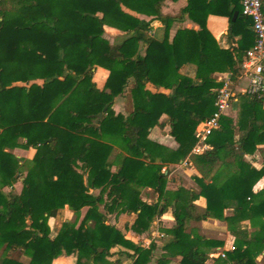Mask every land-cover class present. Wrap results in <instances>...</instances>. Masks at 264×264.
<instances>
[{
	"label": "trees",
	"instance_id": "1",
	"mask_svg": "<svg viewBox=\"0 0 264 264\" xmlns=\"http://www.w3.org/2000/svg\"><path fill=\"white\" fill-rule=\"evenodd\" d=\"M163 1L0 0V247L7 253H23L28 264H52L63 254H78L77 264H102L114 255L149 264L155 246L145 250L126 239L107 223L100 207L111 211L122 206L137 214L132 225L137 233L147 231L172 207L176 224L168 231L172 239L159 264L177 257L178 264H207L209 254L201 246L222 244L193 239L187 226L210 218L229 224L251 221L258 230L225 255L231 264H258L264 253V184L260 191L255 186L264 183V163L258 170L245 157L264 144L262 101L240 94L239 139L234 120L223 116L220 129L207 141L209 149L191 155L197 127L215 111L214 90L222 86L215 76L230 72L236 80L237 65L254 45L252 22L242 16V0L239 10L224 0H188L183 16L198 29H180L170 40L176 19L161 14ZM123 6L161 20L164 39L149 35L150 22L126 13ZM26 9L41 15L23 16ZM209 15L226 16L230 36L242 33V40L222 48L207 28ZM105 26L129 36L114 45L105 36ZM96 67L110 72L103 89L93 81ZM148 84L169 93H153ZM127 89L132 109L125 117L113 106ZM163 115L179 144L177 151L149 140L151 129L165 126ZM20 139L25 148L36 150L26 177L21 161L9 150ZM115 147L126 156L113 172L109 158ZM189 156L202 176L195 178L200 191H167L163 164H178ZM220 163L231 174L223 183L216 176L206 182ZM19 180L23 189L17 194L13 189ZM5 188L10 191L5 193ZM143 188H151L158 200L144 201L138 191ZM199 197L207 200L203 213L194 205ZM66 206L77 217L84 208L88 211L80 225L66 222L51 238L49 219ZM229 208L234 217L225 218ZM0 264L24 263L5 256Z\"/></svg>",
	"mask_w": 264,
	"mask_h": 264
},
{
	"label": "crops",
	"instance_id": "2",
	"mask_svg": "<svg viewBox=\"0 0 264 264\" xmlns=\"http://www.w3.org/2000/svg\"><path fill=\"white\" fill-rule=\"evenodd\" d=\"M145 0H140V2ZM224 3H229L236 5L238 7V10L241 9V0H224ZM188 4V0H164L162 2L161 7V14L164 17H170L173 19H176V21L173 23L171 30L169 32L170 40H172L178 30L180 29H195L197 30L198 27L191 21L187 16H183V10L186 8ZM232 6V7H233ZM235 7V6H234ZM123 10L140 19L147 22H150V32L149 35L155 37L158 40H163L166 35V28L163 22L155 16H147L144 14H139L135 11H132L126 7L123 6ZM239 16V12H236ZM235 13V14H236ZM23 16H40L41 13L37 9H26L21 12ZM234 14V16H235ZM237 16V18H238ZM236 18V20H237ZM235 20V21H236ZM234 17H233V22ZM230 20L226 16L221 15H209L207 18V28L213 35V37L217 40L219 45L224 48L228 49L236 44L237 41H241L243 38L242 33H238V35L233 39V37L230 36ZM251 29V28H250ZM105 36L106 38L114 45L121 44L128 36L129 34L123 31H120L116 28H112L109 26H105ZM242 62H240L237 65V69L239 71L240 65ZM11 66L15 64V62H10ZM231 73H223L218 74L217 77L219 80L222 78H225L229 76ZM110 76V72L102 67H96L93 81L97 85L99 89H103L107 83V80ZM237 81V89H238V97L237 101L234 104L233 108L226 114V116L231 117L235 124H237L239 120V114H240V94H245L242 92V90L247 86L248 82L245 79L238 80ZM40 83L41 81L37 80V83ZM133 83V80L130 81V85ZM147 89L153 93L156 92H163V93H169L168 91H165L162 88H156L151 84L147 85ZM129 89L125 91V93L115 99V104L113 106L115 112L117 114H122L125 117L128 116V113L131 110V104L129 102L128 97ZM263 107H264V101H262ZM168 117L166 115H163L161 118V122L165 123V126L163 127H155L150 130L149 140L152 142H155L171 151H177L179 149L178 142L170 135L171 127L170 124L167 122ZM96 125V124H95ZM264 145V144H263ZM260 147L262 145L258 146L257 151L253 155H247L245 157L246 162H249L255 167L256 169L260 170L263 167L264 158H258L257 156H260ZM264 147V146H263ZM36 154V150L34 151ZM34 154V156H35ZM191 155H196L191 153ZM126 156L122 150H120L118 147H115L112 154L111 159L109 163L111 164V170L114 172L117 170L118 166L122 163L123 157ZM162 165V164H161ZM162 168L166 171L168 169L175 170L177 174L180 175H188L193 176L194 178H202L201 174L198 172L197 168L191 161V156H189L185 161H182L178 164H163ZM223 170L224 174L222 175ZM231 174V171L224 166V164L220 163L211 177L206 179V182L211 183V178L213 176L217 177L218 183H223L228 176ZM173 175V174H172ZM219 180V181H218ZM196 181V179H195ZM197 187L195 188L194 185H190L191 188H186V190H195L197 192L200 191L199 184L197 183ZM263 181H260L255 186L256 191H260L263 189ZM183 186L179 185L176 190H171L167 187V191L175 192L179 188ZM153 192L151 188L147 189H139V195L140 197L146 201L148 204H152L156 202H151L146 199L147 191ZM129 191H126V194H128ZM95 195L99 194V190H96L94 192ZM154 194V193H153ZM106 199V197H105ZM194 205L197 208L198 213H203L204 210L207 207V200L204 197H199L195 202ZM101 211L106 213L108 224L115 226L118 230L122 231L125 235V238L132 241L135 244L140 245L143 249L149 250L153 245L155 246L153 252V258L151 259L149 264H159L160 253L163 252L164 245H162L160 240V235L162 234L163 237H166L163 232H161L162 229H172L175 226V220L173 217V212L168 213L167 211L163 214L161 217H156L152 224L151 229L144 232H135L132 230V225L135 223L137 219V214H128L124 211V208L122 206H116L113 210L109 211L105 208V205H102ZM168 210V209H167ZM87 208H84L81 211V215L77 217L75 213L72 211V209L69 206H66L64 209L60 210L56 217L49 219V226L52 230L51 238H55L62 227V225L66 222H75L77 221V224L80 225L83 221L86 213ZM235 211L233 208H229L224 211V217L225 218H232L234 217ZM53 225V226H52ZM53 228H52V227ZM192 226H195L194 229L196 230L191 231L190 229ZM258 230L257 227H254L251 221L249 220H240L236 221L235 223L229 224L227 220H217V219H208L207 221L202 222H194L191 221L188 223L187 226V233L192 236L193 239H207L211 241H218L222 245L220 247L216 248H210L206 247L205 245L201 246V249L206 251L209 254V260L207 261V264H231L227 257L222 258L220 255L221 253L226 254L228 251L231 250L232 247H235V244L238 240H246L250 239L252 234ZM168 240L172 239V236L170 235ZM166 239V240H167ZM209 250V251H208ZM223 259V260H222ZM108 260L113 261L115 264H133V260H131L127 255H114L113 257H110ZM225 260H227L225 262ZM179 258H171V261L169 264H178ZM224 262V263H223ZM78 263V254H74L71 256H68L66 254H63L59 258L55 259L52 264H77ZM258 264H264V253L260 255L257 258ZM103 264V263H102Z\"/></svg>",
	"mask_w": 264,
	"mask_h": 264
},
{
	"label": "built area",
	"instance_id": "3",
	"mask_svg": "<svg viewBox=\"0 0 264 264\" xmlns=\"http://www.w3.org/2000/svg\"><path fill=\"white\" fill-rule=\"evenodd\" d=\"M242 16L251 20L255 42L248 50L236 77L238 80L245 79L248 82L242 90L243 93L264 101V0H242ZM220 81L222 86L215 91V111L196 129L197 142L192 150L193 154H201L209 149L207 144L209 137L220 129L221 118L226 116L237 101V81L234 80L233 74ZM231 250H235V247ZM220 256L226 257L224 253Z\"/></svg>",
	"mask_w": 264,
	"mask_h": 264
},
{
	"label": "rangeland",
	"instance_id": "4",
	"mask_svg": "<svg viewBox=\"0 0 264 264\" xmlns=\"http://www.w3.org/2000/svg\"><path fill=\"white\" fill-rule=\"evenodd\" d=\"M10 7V6H9ZM217 76V75H216ZM217 78V77H216ZM218 79V78H217ZM38 81H41V80H38ZM37 83V81H36ZM37 84H42V81ZM16 85H19V86H24L23 83H17ZM30 85V83L28 84ZM217 90V89H216ZM214 90V93L215 91ZM130 102V101H129ZM131 109H132V106H131ZM96 121V120H95ZM264 121V120H263ZM97 125V124H96ZM236 125V124H235ZM236 130H235V140L237 141L239 139V135H240V132H239V127L238 125H236ZM196 133V131H195ZM25 143L24 139H20L18 140V145L16 147H14L13 149H9L10 152L15 156L17 157V159H19L21 162L20 164V171L22 172L23 176L26 177L28 175V172L29 170L32 168L33 164H32V161L34 159V154H35V149L34 148H25L23 146V144ZM262 145V147H260V156L258 155L257 157L258 158H264V145L263 144H259V146ZM194 148V147H193ZM193 150V149H192ZM9 152V151H8ZM192 153V151H191ZM111 157L109 158V161H110ZM162 172L165 173L167 175V185H166V188L168 187L171 190H176L177 187L179 185L183 186L181 188L183 189H186L185 187L187 188H191L190 185H194V187L196 188L197 187V184H196V181H195V178L193 176H188L187 174L184 176L183 174L180 175V174H177L176 171L173 169V170H164L162 168ZM224 172H226L225 170H223L222 172V175L224 174ZM173 174V175H172ZM0 181H1V177H0ZM219 181V180H218ZM22 189H23V184H22V180H19L17 182L14 183V189H13V192L14 193H21L22 192ZM144 189H147V188H143ZM180 189V188H179ZM5 193H8L10 190L8 188H5L3 190ZM147 191V190H146ZM145 193H148L146 194V199H148L151 202L155 201L157 199V196L156 194L153 192H150V191H147ZM154 193V194H153ZM168 213L172 212V207H169L168 210H167ZM171 214V213H170ZM53 226V225H52ZM51 226V227H52ZM195 226H192V228L190 229L191 231L193 230H196V228L194 229ZM53 228V227H52ZM151 229V225L148 229V231ZM170 229H162L161 232H163L165 234L166 237H162L160 235V240L159 242L162 243V245H166L167 243L170 242V240H168L167 238L170 237V234H169V231ZM51 233H52V230H51ZM167 239V240H166ZM156 246V245H155ZM163 252L160 253V258L164 255V248L162 249ZM209 251V250H208ZM5 256H9V257H12L13 259H16L24 264H28L29 263V258L28 256L24 255L23 253L19 252V251H11V252H6L5 251V248L3 247H0V261L5 257ZM223 260V259H222ZM227 260H225L226 262ZM224 263V262H223ZM103 264H115L113 261H110V260H105L103 262Z\"/></svg>",
	"mask_w": 264,
	"mask_h": 264
},
{
	"label": "water",
	"instance_id": "5",
	"mask_svg": "<svg viewBox=\"0 0 264 264\" xmlns=\"http://www.w3.org/2000/svg\"><path fill=\"white\" fill-rule=\"evenodd\" d=\"M238 14L236 13L234 16V21L236 20ZM103 117V113L99 115L98 119L95 121V124H98L99 120Z\"/></svg>",
	"mask_w": 264,
	"mask_h": 264
}]
</instances>
